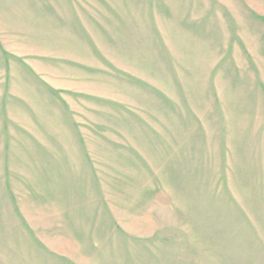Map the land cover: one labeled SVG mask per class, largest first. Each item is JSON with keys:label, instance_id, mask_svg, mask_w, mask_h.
Listing matches in <instances>:
<instances>
[{"label": "rangeland", "instance_id": "374dc122", "mask_svg": "<svg viewBox=\"0 0 264 264\" xmlns=\"http://www.w3.org/2000/svg\"><path fill=\"white\" fill-rule=\"evenodd\" d=\"M100 73L116 137L57 113L48 167ZM0 264H264V0H0Z\"/></svg>", "mask_w": 264, "mask_h": 264}, {"label": "crops", "instance_id": "0c3cea01", "mask_svg": "<svg viewBox=\"0 0 264 264\" xmlns=\"http://www.w3.org/2000/svg\"><path fill=\"white\" fill-rule=\"evenodd\" d=\"M78 34L82 36L83 35L82 30L78 32ZM58 56L59 58H67L70 63H72L73 61L74 62L77 61V63L80 64L79 63L80 61L76 58L81 59L82 55H78V53H71L70 51H67L66 53L64 52L62 54L59 53ZM100 79H101L100 82L99 80H96L95 82L96 86L95 84L89 86V82H86L84 84L81 83L80 86L76 85L75 87H73L72 88L73 92L68 94L77 97L65 96L64 98H62L60 96L59 98L58 96H56L55 98L52 97L49 99L51 102L47 105L48 106V108L46 109L47 113H44V116H46L45 114L48 115V119L42 121L43 132L41 137L43 138V141L40 145L41 150H37L40 154L43 155V159L45 154L52 155V159L51 162H49L48 167H50L51 164L53 167L55 160L56 151L54 150V147L56 146L53 145V140H51V138L55 136L52 130L56 128L55 122L58 121L57 113L60 114L67 122L70 120L72 126H73V122L76 123L78 121V118L80 119L79 120L80 133L76 135L77 138H79V140H82L84 137H86V135L83 132L89 130L90 123L94 125L95 130H98V138H101L103 140L106 137L108 138L116 137V107H122V106L121 104L116 105V87L114 88L113 91L105 87L103 73H100ZM61 88L62 87L58 86L56 89L60 90ZM74 102L75 104L79 105L78 108L75 107L72 108ZM35 119L38 120V117H36V115H35ZM47 121L49 122V124L45 125V122ZM18 123L20 124V121H18ZM23 127L25 128V126ZM29 138L30 137H28L27 139L29 140ZM24 151L25 149L23 150V153ZM81 152L86 155L90 151L87 152L85 149H82ZM65 153H72V147L71 149H66ZM87 160H88L87 163L90 164L89 158H87ZM37 162L38 161H36L35 163ZM42 163L44 164V166L46 165V162H42ZM87 167L91 170L93 169L98 170L97 173H92L91 180H92V185L95 186L97 194L102 196V192L104 190L103 187H106L105 184L113 185V182L103 183V177H102L103 174L101 173V167L103 168V166L100 165V167H98L92 163V165H88ZM114 169L116 168L113 167L112 170ZM111 176H113V174L111 175L109 174V178ZM104 179H105V175H104Z\"/></svg>", "mask_w": 264, "mask_h": 264}]
</instances>
